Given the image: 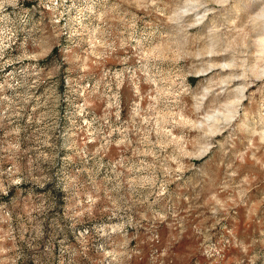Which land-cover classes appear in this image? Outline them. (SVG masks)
<instances>
[{
  "label": "rangeland",
  "instance_id": "1",
  "mask_svg": "<svg viewBox=\"0 0 264 264\" xmlns=\"http://www.w3.org/2000/svg\"><path fill=\"white\" fill-rule=\"evenodd\" d=\"M0 264H264V0H0Z\"/></svg>",
  "mask_w": 264,
  "mask_h": 264
}]
</instances>
